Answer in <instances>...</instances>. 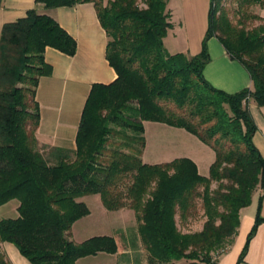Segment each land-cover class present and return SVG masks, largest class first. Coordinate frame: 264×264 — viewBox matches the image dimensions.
Masks as SVG:
<instances>
[{
  "label": "trees",
  "instance_id": "trees-1",
  "mask_svg": "<svg viewBox=\"0 0 264 264\" xmlns=\"http://www.w3.org/2000/svg\"><path fill=\"white\" fill-rule=\"evenodd\" d=\"M36 1L48 8L93 2L118 76L93 84L74 150L43 144L37 88L52 73L45 52L50 46L74 55L77 41L36 8L3 25L0 207L13 199L20 204L17 217L0 220V242L13 243L32 264H77L99 252L117 253L118 264L136 253L138 263L141 245L149 264H217L237 234L242 210L264 186V158L253 142L257 124L249 109L251 98L264 105V0H212L203 49L194 56L170 53L165 45L173 27L170 0ZM211 36L245 65L253 89L229 93L207 80ZM145 121L197 135L216 152L210 173H200L189 157L144 161ZM95 193L108 210L133 209L137 225L74 240V223L90 213L81 198ZM201 213L202 229L184 231ZM0 264H12L1 245Z\"/></svg>",
  "mask_w": 264,
  "mask_h": 264
},
{
  "label": "crops",
  "instance_id": "crops-1",
  "mask_svg": "<svg viewBox=\"0 0 264 264\" xmlns=\"http://www.w3.org/2000/svg\"><path fill=\"white\" fill-rule=\"evenodd\" d=\"M211 6L212 0L169 1L173 27L164 41L170 53L184 52L194 56L202 51L209 28ZM31 8L53 16L77 41V51L74 55L47 47L45 57L52 66V73L42 76L37 88V99L41 108V122L37 130L39 141L74 150L82 112L93 84L111 83L118 76L106 56L109 37L93 2L48 8L36 0H4L0 6V36L6 22L24 16ZM166 39L170 48L174 49H171L173 52L168 48ZM207 45L210 61L205 66L204 75L213 86L229 93L246 88L253 89L254 83L248 69L228 53L217 36H211ZM249 109L257 124L253 142L264 158V105H258L251 98ZM149 126L159 132L168 133L176 144L178 141L185 144L183 148L187 150L186 153H179L173 159L177 157L193 159L200 173H202L200 163H207V170L210 173L211 164L215 160L213 161L209 151L212 152L214 149L197 135L184 128L154 121H145V135ZM205 147H210L211 150ZM204 150L205 156L201 153ZM146 152L147 144L143 152L144 161ZM214 153L216 155L215 151ZM147 159L153 160L150 157ZM160 162L166 161L154 163ZM259 208L260 220L257 222ZM0 245L12 264H32L13 243L0 242ZM101 253L108 252H99L91 256L97 257ZM108 254L118 256L117 253ZM82 258L77 260V264ZM118 261L111 264H118ZM216 262L264 264V186L257 187L252 203L242 210L237 234L230 246L217 257Z\"/></svg>",
  "mask_w": 264,
  "mask_h": 264
},
{
  "label": "rangeland",
  "instance_id": "rangeland-1",
  "mask_svg": "<svg viewBox=\"0 0 264 264\" xmlns=\"http://www.w3.org/2000/svg\"><path fill=\"white\" fill-rule=\"evenodd\" d=\"M261 12L264 13L263 10H261ZM166 44L170 51L174 50L170 48L168 39H166ZM127 131L132 133V130ZM145 136L148 139L146 152L147 154L145 157L146 161H153L152 163L159 161H168L173 159V157L179 155V153L185 154L187 151L184 150L185 147L183 148V146H185V144L180 143L181 141H178V143L176 144L171 140L168 133H164L161 131L159 132L156 128H152L151 126L148 127L147 134ZM205 148H208L207 150H211L210 147ZM209 152L210 154H212V159L214 161L216 158L214 151L212 150V152ZM201 153H203V155L205 156V150ZM149 157L153 160H148L147 158ZM206 165L207 163H200L201 171L205 175L209 173ZM213 186L215 187L216 183H214ZM81 199L84 200L89 206L90 213L76 221L72 227V238L78 242L84 241L90 237L97 235H114L119 231H123L128 228L130 229L131 227L134 228V226L137 225V217L133 209L124 208L123 210H108L105 207L99 193L86 195ZM18 204L19 200L13 199L8 203L2 205L0 207V220L3 218L17 217L19 215ZM205 220L206 216L201 213L197 217L190 220L189 226H187L186 228L184 227L183 230L198 231L202 229ZM137 252L142 257L141 260H139L137 263V257L135 255L136 253L131 252L129 254V260L126 261V264H149L147 262L149 259V254L145 250L144 246L141 245L140 248H137ZM118 259L119 256H113L108 253H101L97 257L91 255L86 256L82 258L78 264H111L113 263V261L117 262ZM187 262L189 261L182 260L176 262V264H186ZM198 264L207 263L200 260Z\"/></svg>",
  "mask_w": 264,
  "mask_h": 264
}]
</instances>
